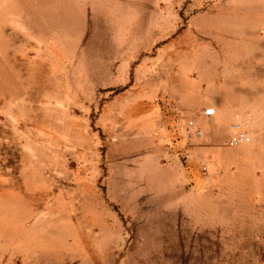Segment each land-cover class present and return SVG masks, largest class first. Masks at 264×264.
Masks as SVG:
<instances>
[{
  "label": "rangeland",
  "instance_id": "rangeland-1",
  "mask_svg": "<svg viewBox=\"0 0 264 264\" xmlns=\"http://www.w3.org/2000/svg\"><path fill=\"white\" fill-rule=\"evenodd\" d=\"M6 1L0 264H264L246 145L211 166L187 127L198 63L264 47V0H163L166 18L132 16L137 0Z\"/></svg>",
  "mask_w": 264,
  "mask_h": 264
},
{
  "label": "crops",
  "instance_id": "crops-1",
  "mask_svg": "<svg viewBox=\"0 0 264 264\" xmlns=\"http://www.w3.org/2000/svg\"><path fill=\"white\" fill-rule=\"evenodd\" d=\"M135 1L124 0V5L127 3L128 6V3ZM137 2L139 5L132 6V10L130 9L134 17L149 18L150 13H153L157 18L169 17L167 3L163 0L158 2L157 0H137ZM134 8L136 10H133ZM106 17L109 16L105 13L96 16L98 19ZM247 51L249 50L247 49ZM131 67L127 68L129 73H131ZM198 67L202 72L201 77L197 80L196 95L194 96L198 102L188 111L195 115V123L197 127L204 130V135L197 138L196 144L192 143L191 152L199 158L198 161L201 156L206 162H210L211 166L216 167L221 164V152L222 149H228L226 142L230 139L232 124L236 120V116L241 115L247 121V129L252 138L249 144H245L247 149L246 190L249 197L251 195L264 197V47L252 46V51L246 53L244 60L213 63L203 59L198 63ZM189 88L183 86V98L187 97L185 91L188 89L189 93ZM210 106L216 107V115H205V109ZM220 134L222 135L220 136ZM235 161L237 162V160ZM232 172L229 171V176H224V179L234 178V185L238 187L239 174ZM184 174L195 183V187L191 190L199 191L204 180L203 173L196 171ZM240 178L242 177L240 176ZM211 179L216 182V179L222 178L217 173H213ZM191 190L187 193L191 194ZM257 201L253 202L257 203ZM263 203L264 198L261 204L263 205ZM49 239L48 246L51 248L54 238Z\"/></svg>",
  "mask_w": 264,
  "mask_h": 264
},
{
  "label": "built area",
  "instance_id": "built-area-1",
  "mask_svg": "<svg viewBox=\"0 0 264 264\" xmlns=\"http://www.w3.org/2000/svg\"><path fill=\"white\" fill-rule=\"evenodd\" d=\"M204 113L207 116H214L217 113V109L214 106H210V107L205 109ZM187 127L190 130H194L195 131L194 133L198 137H202L203 130H201L199 127H197L194 120H191L187 124ZM247 127H248L247 121L244 118H242L241 115H237L236 120L232 124V135L228 141V144L230 146L249 144L252 141V138L248 132Z\"/></svg>",
  "mask_w": 264,
  "mask_h": 264
}]
</instances>
